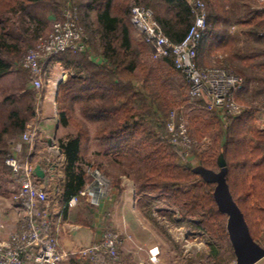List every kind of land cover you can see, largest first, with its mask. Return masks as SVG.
<instances>
[{
    "label": "trees",
    "instance_id": "1",
    "mask_svg": "<svg viewBox=\"0 0 264 264\" xmlns=\"http://www.w3.org/2000/svg\"><path fill=\"white\" fill-rule=\"evenodd\" d=\"M204 1L208 9L207 31L200 43L197 64L204 66V61L218 54L227 68L244 79V88L236 94L242 112L225 119L220 114L214 117L218 141L213 154L194 151L186 157L170 142L166 125L175 99L150 64L153 47L144 40L137 41L132 29L131 8L144 4L154 10L167 37L180 42L194 21L191 6L185 1L0 0V76L19 64L28 23L44 24L61 15L68 5L77 6L80 21L90 34L89 47L82 52L67 51L57 58L67 69L76 70L60 85L57 97L61 124L76 130L75 137L60 143L67 157L63 200L67 202L90 179L83 167L90 131L85 120L76 118L79 106L85 119L98 123L95 137L109 145L97 154L114 164L127 160L137 171L141 189L156 194L157 199H167L179 210L178 224L188 221L208 234L228 236L227 217L214 200L215 184L192 171L194 156L200 164L218 170V157L223 153L231 192L252 237L264 245V130L257 127L261 106L264 107V2ZM17 13L19 19L13 21ZM160 60L180 72L171 58ZM15 89L5 91L0 98V172L7 170L5 159L38 108L39 95L29 86V79ZM223 122L227 123L225 130ZM181 156L182 161L177 162ZM98 167L103 169L101 164ZM118 182L116 179L114 183ZM1 187L0 181V190ZM210 247L207 264L216 263L220 256L214 243ZM64 264L83 263L79 257H72Z\"/></svg>",
    "mask_w": 264,
    "mask_h": 264
},
{
    "label": "built area",
    "instance_id": "2",
    "mask_svg": "<svg viewBox=\"0 0 264 264\" xmlns=\"http://www.w3.org/2000/svg\"><path fill=\"white\" fill-rule=\"evenodd\" d=\"M190 4L194 21L185 37L172 42L164 32L151 9L141 5L131 8L132 25L153 47V58H171L175 68L188 83V98L191 103L203 102L206 107L220 114L224 119L239 115L243 106L236 94L244 88V79L225 66H199L197 57L203 36L207 31L208 9L204 0H180ZM264 2V0H258ZM60 18L54 20L50 32L41 37L28 49L21 60L22 67L33 76L32 85L38 91L45 88L49 74L45 69L48 59L67 51H85L89 47V37L79 19L75 5L65 7ZM39 131L36 118L26 126L11 153L5 159L10 169L16 190L13 199L19 204V226L10 231L8 238L0 236V264H64L72 257H79L83 264H118L126 241H132L130 234L114 229L106 230L102 239L88 247L66 250L59 237L52 231L53 215L43 207L49 199L45 184L37 181L35 166L28 159L21 158L25 144H32ZM168 138L189 157L194 152V142L187 121L180 114L172 113L167 122ZM111 182L98 170L92 172V179L82 190L70 197L63 209L76 206L86 200L100 204L111 190ZM264 246V245H263ZM152 264H162L160 252L150 250Z\"/></svg>",
    "mask_w": 264,
    "mask_h": 264
},
{
    "label": "crops",
    "instance_id": "3",
    "mask_svg": "<svg viewBox=\"0 0 264 264\" xmlns=\"http://www.w3.org/2000/svg\"><path fill=\"white\" fill-rule=\"evenodd\" d=\"M54 59H48L45 67L51 74L56 73L53 78L61 85L65 82L64 73H68V71L65 70L61 61H54ZM96 60L99 61L100 57H97ZM209 61H204V63L208 64ZM73 73L75 72H69V74ZM50 86L47 85L39 93L35 116L39 127L38 134L31 145H24L20 156L24 160L28 159L35 167L41 165L45 172L44 178L36 175L37 181L45 184L49 191V199L43 207L53 215L52 231L59 237L61 246L69 251L88 247L99 242L106 230L114 229L133 237L132 241H126L121 261L118 264H152L150 250H158L161 260L164 261L163 254L167 252L165 231L170 236L173 229L183 230L184 234L190 233V236L198 238L201 233L198 231V227L186 224L173 225L171 220L173 221L174 214L165 205L166 199H157L153 195L141 192L135 181L124 176H121L122 179L118 183L112 184L109 194L101 200L100 204L82 200L74 207L63 209L66 203L63 200V195L67 157L63 151H59L60 143L75 137L76 132L70 133L62 126L56 104L57 99L51 96ZM261 108L263 112L257 120V127L264 130V127L260 126L261 123H264V107L261 106ZM86 121L92 124L95 122L87 119ZM91 136L93 137V135ZM99 145L100 148L97 149L99 152L105 151L109 146L103 141H100ZM52 165H55L54 169H52ZM0 176L2 185L0 190V236L8 238L10 231L19 226L21 214L19 204L13 199L16 185L13 183L10 169L7 167V170H1ZM91 179L92 176L89 181ZM187 229H192V231H187ZM195 240L197 241V239ZM188 247L191 249L194 247L197 251H201L202 243L190 244ZM256 264H264V259Z\"/></svg>",
    "mask_w": 264,
    "mask_h": 264
},
{
    "label": "rangeland",
    "instance_id": "4",
    "mask_svg": "<svg viewBox=\"0 0 264 264\" xmlns=\"http://www.w3.org/2000/svg\"><path fill=\"white\" fill-rule=\"evenodd\" d=\"M134 5L144 6V4H134ZM147 8L151 9V11L153 12V16H155L154 10L150 7ZM162 11H165L164 7L162 8ZM19 16H20L19 13H17L16 15L14 14L12 20L17 21L19 19ZM59 16L60 15H58L57 18H60ZM57 18L56 16H54L53 19H49L44 24L38 21H35L33 23H28L29 25L27 26H29V31L25 33L23 32L24 31L23 28V31H21L24 33V36L22 38V44L25 43L24 44L25 48L17 60V63L19 64L15 66V68L11 72H8L0 76V98L4 97V93L13 91L16 87L22 85V83L26 79H29V86L33 87L32 85L33 76L31 75L29 70L21 66L20 62L26 55L28 49L31 48L34 44H36L41 37H44L50 32L52 28V24L54 20H56ZM26 20L29 22L28 19ZM83 27L86 36L89 37L90 34L89 32H87V26L83 25ZM132 29L134 30L133 34L136 35L137 37V38L135 37L137 41L144 40V36L134 26L132 27ZM59 56H56L54 61H56ZM150 64H152V66L155 67V69L157 70V75L160 78L159 80L166 84V87L170 91V95H172L175 99L174 104L170 107V112L167 121H169L170 115L174 113V111L176 112V114L182 115L188 123L191 137L193 138V142H194L195 153L213 154L214 153L213 148L215 146L216 141H218L217 140L218 128L214 126L215 124H217L216 122H214V117L217 115V113L210 111L206 107V104L203 102H194V103L190 102L188 98V93H189L188 83L186 82L185 78L181 73L173 71L167 63L161 60H157L153 58V56L152 58H150ZM62 65L65 68V70L68 71V73H64V78L66 81L69 72L70 71L75 72L76 70L67 69L63 63ZM210 65L225 66V62L221 56L218 57V54H215L214 56L211 57V61L204 66H210ZM48 70L47 72L49 74V77H47V81L45 85L46 86L51 85L50 86L51 94H52L51 96L57 99L58 87L55 88V83L57 82V80H54L53 78L56 73L51 74ZM139 72L141 76V71L139 70ZM154 88H156V86H154ZM14 91L16 92L17 90L15 89ZM41 92L42 91L37 90L38 95ZM56 104L58 106L57 100H56ZM75 115L79 121L82 120L86 121V119L82 116L81 112L79 111V106L77 109V113H75ZM86 122L90 131V140L87 144L88 145L87 153H85L84 155L83 167L86 169L88 176L91 177L92 172L98 170L102 176L110 180L111 188H112V184L115 182L116 179L117 181L118 180L120 181L122 179L121 176H124L126 178L135 181V183L141 189L140 187L141 182L137 179L138 177L137 171L135 169L133 171V169L129 166V162L127 160L124 161L123 164H114L111 163L109 158L97 154L99 152L97 149L100 148L99 144L101 141L95 137L98 123L96 121L93 124L91 122L89 123L88 121ZM226 126L227 123L224 122L221 125L223 130L226 129ZM260 126L264 127V123H261ZM63 127L65 128V130H67L70 133L76 132L74 126L72 125L67 127L63 126ZM166 129H167V125H166ZM91 135H93V137ZM18 140L19 138L15 140V142H17ZM178 161H182V156L178 157L177 162ZM99 164L103 166V169L98 167ZM193 164L195 165L199 164V161L195 158V156H194ZM129 172L131 173V175L128 174ZM142 191L156 197V194L154 193H150L148 191H144L143 189H141V192ZM165 205L169 207L171 209L170 212L174 214L173 219H175V221L171 220L173 225L175 226L181 225L176 222V220H179L181 218L179 210L173 205H171L167 199ZM182 224L192 225L188 221H185ZM176 230L178 229H173V232L170 236L167 233V231H165L166 232L165 237L167 239V252L163 254V258H164L163 259L164 261H162L163 264H200V263L207 264L209 262L206 257L211 252V247H210L211 243H214L218 247L220 252V256L217 259V262L216 263L211 262V264H235L234 252L229 237L225 233L221 234L215 232L213 234L211 233L208 234L204 230L199 229L198 231H200L201 233H199L200 236L196 238L192 235L190 236V233H188L189 235L184 234L185 232L183 230L181 231H176ZM188 230L192 231V229H187V231ZM195 239H197V241ZM195 243H202L201 251H197V249L196 248L194 249V247L192 249L188 247L190 244L194 245Z\"/></svg>",
    "mask_w": 264,
    "mask_h": 264
},
{
    "label": "water",
    "instance_id": "5",
    "mask_svg": "<svg viewBox=\"0 0 264 264\" xmlns=\"http://www.w3.org/2000/svg\"><path fill=\"white\" fill-rule=\"evenodd\" d=\"M218 166L219 169L214 170L199 163L192 167V171L205 181L215 184L213 196L218 210L227 217L226 230L235 255V264H256L264 259V246L252 237L245 215L231 192L227 181V162L223 153L218 157ZM54 168L55 165H52V169ZM35 173L40 178L45 177L41 165H36Z\"/></svg>",
    "mask_w": 264,
    "mask_h": 264
},
{
    "label": "bare ground",
    "instance_id": "6",
    "mask_svg": "<svg viewBox=\"0 0 264 264\" xmlns=\"http://www.w3.org/2000/svg\"><path fill=\"white\" fill-rule=\"evenodd\" d=\"M63 77H64V76H63ZM57 86H58V83L56 82V83H55V88H56ZM55 96H56V95H55Z\"/></svg>",
    "mask_w": 264,
    "mask_h": 264
}]
</instances>
